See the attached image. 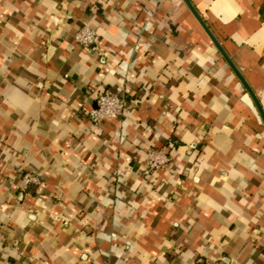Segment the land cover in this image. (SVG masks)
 Here are the masks:
<instances>
[{
  "label": "crops",
  "instance_id": "0c3cea01",
  "mask_svg": "<svg viewBox=\"0 0 264 264\" xmlns=\"http://www.w3.org/2000/svg\"><path fill=\"white\" fill-rule=\"evenodd\" d=\"M188 1L0 0V264H264V0Z\"/></svg>",
  "mask_w": 264,
  "mask_h": 264
},
{
  "label": "built area",
  "instance_id": "2783aa9c",
  "mask_svg": "<svg viewBox=\"0 0 264 264\" xmlns=\"http://www.w3.org/2000/svg\"><path fill=\"white\" fill-rule=\"evenodd\" d=\"M74 40L77 44L87 48L96 49L99 40L95 31L88 26H82L75 34ZM95 93V108L87 113L88 119L95 126L104 122L116 121L127 108L126 100L119 94L111 91H98ZM169 156L162 150L151 149L147 152L143 167V174L149 175L164 170L169 164ZM22 182L25 186L39 184V180L32 174H24Z\"/></svg>",
  "mask_w": 264,
  "mask_h": 264
},
{
  "label": "water",
  "instance_id": "95a60500",
  "mask_svg": "<svg viewBox=\"0 0 264 264\" xmlns=\"http://www.w3.org/2000/svg\"><path fill=\"white\" fill-rule=\"evenodd\" d=\"M185 3H186V5L190 8V10L195 14V16H196V18L199 20V22H201L200 21V19L198 18V16H197V14L195 13V11L193 10V8H192V6L190 5V3H189V1L188 0H183ZM203 25V24H202ZM213 42L215 43V45L217 46V44H216V42L213 40ZM218 47V46H217ZM223 54V53H222ZM225 57V56H224ZM225 59H226V61H227V63L230 65V67H232L231 66V63L229 62V60L225 57ZM233 68V67H232ZM233 71H234V73L241 79V77H240V75H239V73L235 70V69H233ZM242 80V79H241ZM249 91V93H250V95L252 96V98H253V100H254V102H255V104H256V106H257V108H258V110H259V113H260V116H261V118H262V120H263V123H264V112H263V110H262V108L260 107V105H259V103H258V101H257V99L254 97V95L252 94V92L250 91V90H248Z\"/></svg>",
  "mask_w": 264,
  "mask_h": 264
}]
</instances>
